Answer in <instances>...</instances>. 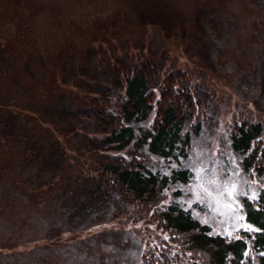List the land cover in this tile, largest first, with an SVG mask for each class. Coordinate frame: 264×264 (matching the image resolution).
Masks as SVG:
<instances>
[{
	"label": "rangeland",
	"instance_id": "1",
	"mask_svg": "<svg viewBox=\"0 0 264 264\" xmlns=\"http://www.w3.org/2000/svg\"><path fill=\"white\" fill-rule=\"evenodd\" d=\"M117 58L157 63L151 98L160 76L177 73L173 86L199 100L192 114L203 121L185 158L192 177L176 201L227 236L251 226L242 195L262 193L225 136L245 116L264 127V0H0V264H127L140 249L153 262L198 263L152 212L168 190L155 206L110 192L81 210L32 191L62 189L76 169L96 166L82 149L94 125L80 107L111 84ZM84 211L93 214L78 223Z\"/></svg>",
	"mask_w": 264,
	"mask_h": 264
},
{
	"label": "trees",
	"instance_id": "2",
	"mask_svg": "<svg viewBox=\"0 0 264 264\" xmlns=\"http://www.w3.org/2000/svg\"><path fill=\"white\" fill-rule=\"evenodd\" d=\"M157 71V63L151 59L135 62L117 58L107 70L110 85L117 93L110 95L107 88L110 85L104 86L96 96L85 99V108L80 107L94 125L93 129H84L85 136L80 139L82 149L88 150V157H92L96 166L85 172L76 169L77 178L67 181L62 189L55 187L58 182L53 181L45 188L40 183L32 191L44 199H56L59 205L65 206L66 200L72 201L71 204L77 202L72 205L81 210L84 205L91 207V201L94 206L103 204L110 192L124 202L155 206L168 190L172 198L152 212L160 218V226L171 232L181 252L193 253V260H198L196 264H264V144L260 137L263 124L245 116L225 136L229 149L239 155L241 168L259 183L262 193L255 198L242 195L249 204L243 209V218L251 228L249 225L235 236L210 230L206 222L199 221L187 205L175 198L182 196L179 184L192 177L185 158L203 121L198 114H192L193 105L199 100L191 97L186 86H173L177 73L160 76L159 95L151 98L150 84L157 82ZM123 87L121 92L119 89ZM87 130L91 133L87 134ZM37 152H40L38 145L34 153ZM40 158L42 162L36 164L39 170L42 165H49L44 155ZM39 170L32 172L37 179L42 177ZM85 213L93 214L84 211L78 216V223ZM127 264L163 263L153 262L151 250L142 253L140 249Z\"/></svg>",
	"mask_w": 264,
	"mask_h": 264
},
{
	"label": "snow or ice",
	"instance_id": "3",
	"mask_svg": "<svg viewBox=\"0 0 264 264\" xmlns=\"http://www.w3.org/2000/svg\"><path fill=\"white\" fill-rule=\"evenodd\" d=\"M253 198H255V196ZM250 228H251V226H250Z\"/></svg>",
	"mask_w": 264,
	"mask_h": 264
}]
</instances>
